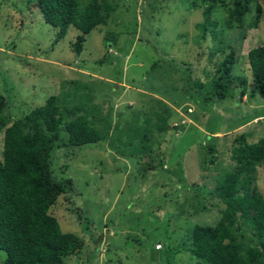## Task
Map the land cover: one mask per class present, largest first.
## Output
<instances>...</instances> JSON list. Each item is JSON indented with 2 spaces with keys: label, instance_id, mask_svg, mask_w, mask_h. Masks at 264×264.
<instances>
[{
  "label": "rangeland",
  "instance_id": "obj_1",
  "mask_svg": "<svg viewBox=\"0 0 264 264\" xmlns=\"http://www.w3.org/2000/svg\"><path fill=\"white\" fill-rule=\"evenodd\" d=\"M233 1L107 0L105 24L92 29L75 54L74 28L54 41L56 30L31 0H0L4 125L55 95L57 102L67 96L64 109L78 105L89 124L108 133L98 144L71 146L60 132L47 155L52 177L64 186L48 213L61 231L83 241L62 264H197L184 237L194 224L211 226L220 217L223 205L213 188L233 164V137L249 132L246 141H264V125L251 119L264 114V94H250L246 58L249 48L264 47V0H250L241 25L228 20ZM204 19L215 28L201 37L196 25ZM229 49L231 73L247 80V93L238 101L235 88L232 96L205 101ZM158 116H166L162 130ZM144 122L143 153L107 148L115 137L128 139L135 126L144 131ZM2 137L0 128V158ZM142 159L161 166L142 170ZM249 190L264 198V160ZM72 206L82 211L79 222ZM234 224L238 242L257 245L248 222L237 230ZM4 255L0 250V264Z\"/></svg>",
  "mask_w": 264,
  "mask_h": 264
},
{
  "label": "trees",
  "instance_id": "obj_2",
  "mask_svg": "<svg viewBox=\"0 0 264 264\" xmlns=\"http://www.w3.org/2000/svg\"><path fill=\"white\" fill-rule=\"evenodd\" d=\"M31 2L43 22L56 30L54 41L63 37L69 27L77 31L71 47L75 54L82 50L86 35L99 24H105L111 11L107 0ZM249 2L234 0L228 20L241 25ZM205 9L209 10L208 7ZM196 26L200 36L204 37L205 31L215 28V22L204 19ZM103 40L105 44L112 41ZM234 56L233 49H229L218 61L215 77L209 86L210 94H204L203 100L232 96L235 88L238 101L247 93V80L231 73ZM246 58L253 86L249 92L251 95L254 91L264 94V47L257 45L249 48ZM100 62L102 59L97 60V63ZM194 84L196 89H202L200 82ZM66 98L64 96L57 102L55 95H49L43 104L31 108L9 125H4L0 116V128L3 129L0 158V250L5 254L1 264H62L66 256L75 253L83 245L82 239L76 234L61 231L56 218L48 213L64 186L52 177L47 155L60 132L71 146L98 144L108 133L89 124L86 113H78V105L64 109ZM2 107L0 97V110ZM155 118L157 128L162 130L166 116ZM148 125L147 122L142 124V132H138L139 126H135L128 132L130 137L126 140L115 137L107 148L123 153L125 150L128 152L129 147H138V153H143ZM249 136V132H241L233 137L229 150V159L233 164L213 188L223 205L220 217L211 226L194 224L184 237L183 247L197 264H264V198L249 190L255 167L264 160V141L259 138L255 142H248L246 139ZM136 138L140 139L136 141ZM206 148L209 152L213 150L211 144H207ZM209 161H213L212 157ZM140 166L142 170H150L161 166V163L159 160L153 163L142 159ZM66 181L68 183L70 180ZM237 183L238 186L235 185ZM238 190L241 193H237ZM70 211L75 214L78 222L84 218L79 207L72 206ZM245 222L249 223L257 245H242L236 240L231 226L235 223V230L241 229V224Z\"/></svg>",
  "mask_w": 264,
  "mask_h": 264
},
{
  "label": "built area",
  "instance_id": "obj_3",
  "mask_svg": "<svg viewBox=\"0 0 264 264\" xmlns=\"http://www.w3.org/2000/svg\"><path fill=\"white\" fill-rule=\"evenodd\" d=\"M255 120H258L262 125H264V115L257 117Z\"/></svg>",
  "mask_w": 264,
  "mask_h": 264
},
{
  "label": "clouds",
  "instance_id": "obj_4",
  "mask_svg": "<svg viewBox=\"0 0 264 264\" xmlns=\"http://www.w3.org/2000/svg\"><path fill=\"white\" fill-rule=\"evenodd\" d=\"M264 115V114H263ZM263 115H259V116H255L252 120L254 121V122H257L258 120H255L257 117H260V116H263ZM259 122V121H258ZM261 124V123H260ZM262 125V124H261Z\"/></svg>",
  "mask_w": 264,
  "mask_h": 264
}]
</instances>
